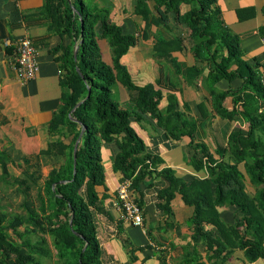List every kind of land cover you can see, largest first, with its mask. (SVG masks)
Masks as SVG:
<instances>
[{"label": "trees", "instance_id": "16d2710c", "mask_svg": "<svg viewBox=\"0 0 264 264\" xmlns=\"http://www.w3.org/2000/svg\"><path fill=\"white\" fill-rule=\"evenodd\" d=\"M150 1L137 0L136 3V12L145 19L151 12ZM153 1L162 14L173 10L180 22L188 24L192 30L194 52L201 60L207 59L213 65L206 82L217 113L224 117H233L237 113L238 108L230 109L225 104L226 97L232 94L236 105L242 102L240 113L250 122L247 132L236 130L231 133L228 146L220 151V160L201 146L208 157L206 167L210 174L205 184H215L216 196L207 198V208L201 200V182L188 184L171 168L159 172L170 181V185L160 191V197L166 199L163 206L169 208L176 191L183 194L188 204L195 205V214L189 223L195 226V234H200L208 250L212 251L209 259L225 253V260L231 254L230 248L236 246L245 250L249 261L264 258V137L258 136V130L264 126V113L259 112L264 106V81L260 61L250 64L243 58L239 35L223 20L218 0ZM183 2L190 4L191 9L182 14L180 5ZM44 10L52 18L56 32L69 33L72 37L70 44L54 50L63 72V94L61 106L49 128L53 134L73 137L69 144L60 137L43 150L64 154L66 161L53 168L42 185L37 182L40 178L37 171L15 178V184L26 196L23 213L10 217L0 196V264H41L38 254H45L41 244L47 241V235L53 237L61 264H104L94 216V210L100 209L101 203L97 186L105 183L103 144L119 140L120 150L114 166L125 178L132 179L135 189H139L144 178L153 173L152 169L161 160L146 152L144 140L131 125V117L134 113L139 117V114L121 107L113 95L115 84L120 81L129 89L138 90V108L153 114L175 137L185 133L193 137V123L180 120L181 114L173 106L167 114L161 111L162 93L153 84H135L122 57L136 44L137 36L124 32L121 25L113 22L109 8L97 5L95 0H46ZM104 39L112 50V63L104 59L101 42ZM166 43L160 41L155 48L158 50ZM173 43H169L170 50L177 46ZM237 76L245 78L241 89L219 91L215 87L221 79L232 80ZM248 89L258 98L253 100V96L247 94ZM79 102L81 104L72 113ZM83 128L85 132L78 146L75 174L74 148ZM243 161L256 188L254 195L248 192L246 173L239 167ZM10 163H14V159L6 150L0 149L4 177L10 175ZM138 166L141 169L137 173ZM197 167H204L203 161H197ZM225 204L236 205L243 213L234 225L226 224L220 216L218 206ZM205 223L213 224L217 231H205Z\"/></svg>", "mask_w": 264, "mask_h": 264}, {"label": "crops", "instance_id": "0c3cea01", "mask_svg": "<svg viewBox=\"0 0 264 264\" xmlns=\"http://www.w3.org/2000/svg\"><path fill=\"white\" fill-rule=\"evenodd\" d=\"M95 3L109 8L111 20L121 25L124 32L137 36L136 44L122 57L135 84H153L162 93L161 111L167 114L173 106L181 114L180 120L193 123V137L189 133L175 137L153 114L138 108V90H131L120 81L115 84L113 95L116 89L115 99L121 107L139 114V117L135 113L131 117V125L144 140L146 152L161 160L156 168L152 167L153 173L144 178L139 189L134 187L144 212L143 224L135 225L122 217L118 201V186L125 179L114 166L120 150L119 140L103 144L105 183L97 186L101 203L100 209L94 210L103 263L264 264V258L249 261L245 250L237 246L230 248L231 254L225 260V253L209 259L212 251L208 250L202 236L195 234V226L189 223L195 214V205L188 204L183 194L176 191L166 209L163 206L166 199L160 197V191L167 188L170 181L159 172L163 168H171L188 184L201 182V200L204 208L208 207L207 198L216 196L215 184H205L210 174L206 167L208 157L206 159L201 146L220 160V151L228 146L231 133L249 130V120L240 113L242 102L236 105L234 95L230 94L225 104L230 109L238 108L237 113L233 117L217 113L206 82L213 65L196 55L192 47V30L176 18L175 11L162 14L151 0V12L145 19L136 12L137 0H95ZM45 4L46 0H0V149L11 155L14 163L10 164L17 168L44 171L45 176L37 179L40 185L53 168L66 161L64 154L43 150L60 137L66 144L73 137L70 134H53L49 128L61 106L63 94V72L54 50L60 45L70 44L72 37L69 33L61 35L53 29V20L44 10ZM218 5L226 25L239 35L243 58L250 64L260 61L259 69L264 81V0H218ZM180 9L182 14L186 13L191 5L183 2ZM24 36L32 38L38 48V71L30 80L22 79L14 67L16 43ZM6 39L12 41L11 46L4 44ZM160 41L167 43L157 50L155 47ZM101 42L104 59L112 63L108 41L104 39ZM170 42L177 45L172 50ZM244 83L245 78L237 76L232 80L221 79L215 87L219 91H236ZM247 94L252 95L253 100L258 98L250 89ZM259 112L264 113V106ZM258 136L264 137V126L258 130ZM197 161H203L204 167L198 168ZM231 161L235 160L232 158ZM239 167L246 173L245 161ZM140 169L138 166L136 172ZM41 177H44L43 182ZM246 182L248 192L254 195L256 188L247 173ZM16 193L24 202L26 196L19 186ZM218 210L222 220L229 225H234L243 216L236 205L225 204L218 206ZM203 229L217 231L211 223L203 224Z\"/></svg>", "mask_w": 264, "mask_h": 264}, {"label": "built area", "instance_id": "2783aa9c", "mask_svg": "<svg viewBox=\"0 0 264 264\" xmlns=\"http://www.w3.org/2000/svg\"><path fill=\"white\" fill-rule=\"evenodd\" d=\"M4 44L11 46L12 41L6 39ZM37 51L36 44L28 36L20 38L16 43L14 67L19 73V76L24 80L33 79L37 74ZM118 201L124 219L135 225L143 224L144 212L136 198L132 179L125 178L120 182L118 186Z\"/></svg>", "mask_w": 264, "mask_h": 264}, {"label": "rangeland", "instance_id": "374dc122", "mask_svg": "<svg viewBox=\"0 0 264 264\" xmlns=\"http://www.w3.org/2000/svg\"><path fill=\"white\" fill-rule=\"evenodd\" d=\"M117 97L116 89L114 92V98ZM26 169V168H25ZM24 167L17 168L13 164H10V175L4 177L2 175V169L0 165V196L2 197V202L4 204V209L7 214L12 217L15 214L23 213L22 208V197L19 198V194L16 193L18 188V184H15V178L24 175L25 173H33V170L28 169L25 170ZM39 176H45V172L37 173ZM44 177L40 179L43 182ZM36 194V190L34 191ZM11 234L18 238L15 233L10 230ZM42 247L45 249V254H38V258L40 259L41 264H61L59 257L57 255V250L53 245V237L47 235V241L41 244ZM50 252V253H48ZM1 258V255H0Z\"/></svg>", "mask_w": 264, "mask_h": 264}, {"label": "water", "instance_id": "95a60500", "mask_svg": "<svg viewBox=\"0 0 264 264\" xmlns=\"http://www.w3.org/2000/svg\"><path fill=\"white\" fill-rule=\"evenodd\" d=\"M77 55H78V46H77L76 49H75V57H76V58H77ZM80 104H81V102H79V103L73 108L72 113L74 112V110L76 109V107H77L78 105H80ZM72 113H71V116H72ZM72 118H74V117L72 116ZM74 119H75V118H74ZM84 132H85V128L82 129V131H81V133H80V135H79V137H78V139H77V141H76V143H75V148H74V164H75V170H74V173H75V174L77 173V168H76V166H77V151H78V146H79V144H80V141H81V139H82V136H83Z\"/></svg>", "mask_w": 264, "mask_h": 264}]
</instances>
